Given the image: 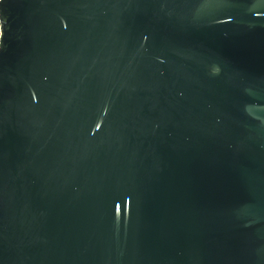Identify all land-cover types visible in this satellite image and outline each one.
Masks as SVG:
<instances>
[{
	"label": "water",
	"instance_id": "1",
	"mask_svg": "<svg viewBox=\"0 0 264 264\" xmlns=\"http://www.w3.org/2000/svg\"><path fill=\"white\" fill-rule=\"evenodd\" d=\"M0 13V264H264V0Z\"/></svg>",
	"mask_w": 264,
	"mask_h": 264
},
{
	"label": "built area",
	"instance_id": "2",
	"mask_svg": "<svg viewBox=\"0 0 264 264\" xmlns=\"http://www.w3.org/2000/svg\"><path fill=\"white\" fill-rule=\"evenodd\" d=\"M2 0H0L1 2ZM2 37H3V24L1 20V13H0V50H1V44H2Z\"/></svg>",
	"mask_w": 264,
	"mask_h": 264
}]
</instances>
